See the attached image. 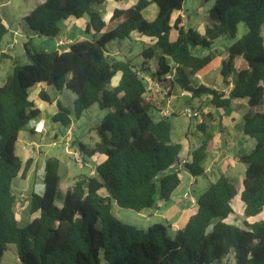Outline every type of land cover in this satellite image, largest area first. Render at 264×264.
Masks as SVG:
<instances>
[{
    "label": "trees",
    "instance_id": "1",
    "mask_svg": "<svg viewBox=\"0 0 264 264\" xmlns=\"http://www.w3.org/2000/svg\"><path fill=\"white\" fill-rule=\"evenodd\" d=\"M203 1H215L204 34L186 29L181 16L173 22L186 0H137L127 10L114 11L113 19L122 22L105 33L106 24L96 8L107 0H45L25 17L29 29L42 38L56 40L62 21L85 17L90 18L86 32L95 35L93 41L73 43L52 53L39 52L26 43L30 64L14 65L12 74L0 83V264L9 245L17 247L22 264H102L103 260L106 264H219L231 253L236 264H264V220L245 221V228L227 222L235 214L232 202L236 197L244 203L245 219L264 215V0ZM153 4L159 13L148 21L144 11ZM241 23L248 33L227 49L222 61L226 88L235 76L229 93L206 85L196 87L193 81L219 55L213 51L198 57L195 49L211 50L220 38H235ZM8 31L0 17V41ZM133 35L155 40L154 45L144 46L141 65L129 58L109 57V44L131 40ZM152 61H156L155 68ZM118 75L119 83L109 89ZM146 78L168 100L180 89L192 99L210 97L217 109L246 101L250 110L243 116V131L256 141L252 152L239 157L246 166L242 192L233 180L220 176L197 200L198 210L187 225L173 237L169 224H154L148 230L123 224L113 215V205L142 213L169 203L182 184L178 166L194 178L207 176L203 164L215 149V138L208 125H198L204 138L197 147L191 146V162L181 164L183 145L172 140L170 118H154L160 104L150 94ZM41 84L74 93L73 112L78 119L96 104L110 111L94 128L99 138L95 147L78 143L84 156H100L104 161L95 177L81 178L62 197L60 161L48 159L44 193L33 195L30 209L39 215L23 227L17 219L18 199L12 185L21 174L26 177L34 160L24 162L16 147L23 130L42 115L30 100V92ZM38 99L49 105L55 101L44 90ZM57 107L52 121L72 127L73 112L60 101ZM206 114L213 119L211 113ZM102 190L108 195L103 196Z\"/></svg>",
    "mask_w": 264,
    "mask_h": 264
},
{
    "label": "rangeland",
    "instance_id": "2",
    "mask_svg": "<svg viewBox=\"0 0 264 264\" xmlns=\"http://www.w3.org/2000/svg\"><path fill=\"white\" fill-rule=\"evenodd\" d=\"M44 2L45 0H0V17L9 30L8 34L0 41V82H5L8 76L12 74L14 65L30 64L24 50V45L28 42H31L32 47L39 52L52 53L61 50L58 45L61 38L72 39L74 43L94 40V33H84L81 30L82 22L75 18H69L60 23L61 34L56 40H50L35 35L29 29L25 17ZM214 4L215 1L205 3L203 0H186L182 10L185 16L184 23L186 29L193 28L199 31L200 34H204L206 28L210 25L208 13L213 8ZM150 7H152L150 11L157 8L155 4ZM179 15V13H175L173 15V20L175 21ZM148 16L149 15H146L147 18ZM22 30L24 32H22ZM247 33L248 28L246 24L241 23L235 38L222 37L214 43L211 50L203 48L195 49L194 53L198 57H205L213 51L219 56L216 57L205 72H201L197 76L193 84L196 87L206 85L222 91L227 90L228 93L231 86L226 88L227 86L223 83L221 75L222 61L228 56L227 49L241 40ZM175 34L176 33H174V35ZM262 35L264 39V26ZM99 37L98 35L97 38ZM144 46L142 40H118L109 44L107 46V51L109 57L129 58L133 60L136 65H141L144 60L142 57ZM169 62L175 69L176 65L172 60H169ZM241 62L242 61L239 60L237 66L240 65ZM151 64L152 67L155 68L156 61H152ZM174 75H176L175 71ZM234 77L230 82H233ZM118 78L119 76L113 80L114 83H112L109 89H113L117 86L116 83ZM145 81L149 87L150 94L156 96L160 104L159 110L153 112L154 118L157 120L160 118H170L169 120L173 125V142L181 143L183 148H186L181 157V164L184 162H191V146L192 148L197 147L204 138V134L200 132L198 125L202 123L208 125L209 133L215 138V149L209 154L208 159L203 164V167L209 172L207 176L194 178L188 173L184 166H178V169L181 171L180 177L182 179L180 191L186 189L188 192L183 198L184 202L189 201V203H187L188 205L197 206V200L200 196L207 190L211 183L216 182L222 175L233 180L242 192L243 182L246 178V166L239 161V157L249 154L256 146V141L250 137H246L243 131V116L250 110L247 102L237 100L234 101L231 108L217 109L211 105V101L208 97L192 99V97L186 93H184V96H181L183 92L178 89L173 94L170 103H168V98L157 89L152 81L148 78H146ZM36 88L30 92V100L34 98L31 101H37L38 104L40 103L39 108L42 110V115L38 119L32 121L23 130L16 147L18 157L24 162L33 159L34 163L26 177H22L21 174L13 181L12 185L13 192L18 199L16 207L17 219L21 222L23 227H26L39 215H33L30 209L33 195H42L44 193L45 165L48 159L55 158L60 161V192L62 197L68 190L72 189L81 178L96 176V169L98 165L104 161V158L100 156L94 158L84 156L80 152L78 143L81 142L90 149L94 148L99 141L94 128L100 124L108 113H110L108 110H102L100 106L96 104L78 119L73 112L76 95L68 90L57 92L55 89L49 88V94L54 97H59L62 106L73 112L71 116L73 121L72 127H63L60 124L54 123L52 118L47 117L51 106L39 100L38 96L35 97ZM40 92L41 90L39 93ZM187 108L200 111L201 117L198 119H189L188 117L182 116L180 114L181 111ZM167 110L174 111L177 115L174 117H165L164 112ZM207 112L213 115V119L206 116ZM229 133H242L243 138L233 142L229 137ZM188 147L189 150L187 149ZM223 151H225V153L221 154ZM216 158L218 161L214 162ZM241 192L239 195H241ZM101 194L103 196L108 195L105 190H102ZM236 198L232 202L235 214L227 220L228 223L235 224L240 228H245V221L254 223L264 220V215L254 219H245L244 203L240 202V200L236 201ZM59 205H61L60 201ZM150 211L151 210H146L145 214H148ZM112 213L123 224L134 227L138 226L137 222L140 220V215L138 216V213L121 209L117 207L116 204L113 205ZM150 220L152 223L167 224L166 221L157 216H151ZM169 235L173 237L175 235L174 231L170 230ZM2 264H22L19 259L18 249L15 245H9L2 260ZM102 264H106V262L103 260ZM219 264H236L233 253L223 259Z\"/></svg>",
    "mask_w": 264,
    "mask_h": 264
},
{
    "label": "crops",
    "instance_id": "3",
    "mask_svg": "<svg viewBox=\"0 0 264 264\" xmlns=\"http://www.w3.org/2000/svg\"><path fill=\"white\" fill-rule=\"evenodd\" d=\"M136 1L137 0H131V1L125 0L122 3H117V2H115V0H107L105 5H103L102 7L96 8V11L101 15L102 21L106 24V26L102 32L105 33V32L114 30L122 22V19H118V20L113 19V13L115 10H127ZM150 8H152V7H149L144 11V16L148 21H154L158 16L159 9L157 7L155 10L152 9L150 11ZM177 13H179L180 14L179 16L182 17L183 25L185 26V23H184L185 16L183 15L182 12H177ZM146 15H149L148 18L146 17ZM78 21L82 22L81 30L84 33L88 34L86 32V28L90 24V18L85 17V18L80 19ZM173 22H175V21L173 20ZM96 28L97 29L101 28V22H99V21L96 22ZM94 35H95V33H94ZM96 37H98V35ZM173 38L175 39L176 36L174 35ZM133 39L139 40V41L142 40V42H144V45H147V44L154 45L155 44V40H152V39L147 38V37H140V36L133 35ZM61 43H63V44H61ZM73 43L74 42L72 39L61 38L58 42V45L60 46L61 50L63 48V51H64L67 48V46H69ZM160 55H161V53H158V56H160ZM118 58H121V57H118ZM205 71L206 70H204L203 72H205ZM118 76H119V78L117 79L116 84H118L120 79H121V75H118ZM0 83L3 84L4 82L3 83L0 82ZM39 86L40 87L37 86L38 88H36L37 90L35 92L36 93L35 97L39 96L38 94H40L39 93L40 90L41 91L44 90L49 94V87H47L43 84H41ZM224 91L227 93V90H224ZM181 96H184V94H181ZM51 97L55 101L52 105H50L51 106L49 109L50 112L47 114L48 118H52L54 115H56V113L58 112L57 101H60L59 97H57V96H55V97L51 96ZM172 98H173V96L168 100V103H170ZM208 98H209V100L211 99L210 97H208ZM32 99H34V98H31V100ZM33 102H35L37 104V106L39 107L40 103L38 104L37 101H33ZM239 104H241V103H239ZM229 137L233 142H235L237 139H242L243 135H242V133H229ZM246 137H248V136H246ZM189 147H190V145H189ZM189 147L187 148L188 150H189ZM183 150H184L183 152H185L186 148H183ZM223 153H225V151H223L221 154H223ZM216 159L214 162H216L218 160V159L217 160ZM219 162H220V160H219ZM181 186H182V184H181ZM180 187L173 194L172 200L169 203H159L157 205V207L155 209H151V211L148 214H145L146 210L143 211L142 213H138V216L140 215V220H138V222H137L138 226L136 228L142 229V230H148L154 224H158V223H152L150 220V217L151 216H154V217L157 216V217H160V219L166 221L167 224L171 225L174 233H176L180 229H183L187 225L190 217L197 212L198 207L194 206V205L191 206L190 204L188 205L187 203H189V201L184 202L183 198L188 192L186 191V189L180 191V189H181Z\"/></svg>",
    "mask_w": 264,
    "mask_h": 264
},
{
    "label": "built area",
    "instance_id": "4",
    "mask_svg": "<svg viewBox=\"0 0 264 264\" xmlns=\"http://www.w3.org/2000/svg\"><path fill=\"white\" fill-rule=\"evenodd\" d=\"M61 44H63V43H61ZM230 86H231V88L233 87V83L232 82H231V85ZM182 94H184V93H182ZM180 114L182 116L188 117L189 119H198V118L201 117L200 111H196L195 109H192V108L184 109L183 111H181ZM174 115H177L174 111H168L167 110V111L164 112V116L165 117H173Z\"/></svg>",
    "mask_w": 264,
    "mask_h": 264
},
{
    "label": "water",
    "instance_id": "5",
    "mask_svg": "<svg viewBox=\"0 0 264 264\" xmlns=\"http://www.w3.org/2000/svg\"><path fill=\"white\" fill-rule=\"evenodd\" d=\"M61 51H63V48H62ZM118 60H120V61H125V58H118ZM165 172L167 173V171H165Z\"/></svg>",
    "mask_w": 264,
    "mask_h": 264
}]
</instances>
